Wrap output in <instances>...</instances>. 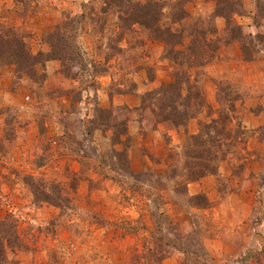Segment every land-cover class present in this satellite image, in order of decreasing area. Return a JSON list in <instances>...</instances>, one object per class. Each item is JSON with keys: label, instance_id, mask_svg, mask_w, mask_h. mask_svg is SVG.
Returning <instances> with one entry per match:
<instances>
[{"label": "rangeland", "instance_id": "374dc122", "mask_svg": "<svg viewBox=\"0 0 264 264\" xmlns=\"http://www.w3.org/2000/svg\"><path fill=\"white\" fill-rule=\"evenodd\" d=\"M104 3L0 0V221L9 216L19 237L18 247L2 242L0 264H264V0H227L237 12L227 21L241 27L253 53L248 62L242 60L241 41H228L226 20L212 15V0L185 5L191 18L217 28L218 50L226 52L217 57V50L210 63L223 58L227 72L212 81L214 69L208 65L192 73L204 104L195 105L185 127L163 122V115L153 117L152 100L146 97L173 80L174 64L165 58L163 45L136 27L122 28L111 11L101 13ZM82 12L76 41L84 58L97 65L94 83L91 68L84 72L74 66L79 82L62 72L58 60L44 61L48 34ZM13 32L38 58L29 73L10 62ZM238 50L240 61L230 62ZM181 93L187 94L185 86ZM95 103L113 109L118 120L111 119V125L126 122L124 146L112 145V130L90 126L94 131L86 136L81 121L91 117ZM165 105L159 103L163 114L169 111ZM224 116L235 118L230 138L238 124L246 130L249 155L237 161L229 154L217 163L215 174L189 183L187 197L181 196L175 190L183 181L167 176L187 161L188 136L201 123ZM255 117L262 124L251 128ZM112 148L124 149L128 157L120 183L92 173L102 169L111 177L121 175L109 157L105 164L91 157ZM238 153L244 155L239 148ZM76 154H87L83 167ZM221 168L228 176L218 174ZM126 171L143 175L138 181ZM28 177L58 184L69 201L62 208L34 203ZM205 177L214 180L213 190H194ZM153 212L165 215L171 227L156 232Z\"/></svg>", "mask_w": 264, "mask_h": 264}, {"label": "trees", "instance_id": "16d2710c", "mask_svg": "<svg viewBox=\"0 0 264 264\" xmlns=\"http://www.w3.org/2000/svg\"><path fill=\"white\" fill-rule=\"evenodd\" d=\"M195 0H144L143 2H135L134 0H106L102 7L101 13H109L115 19L121 21V27L128 31L135 27L142 33L145 32L150 35L151 40L161 43L164 47L165 58L174 64L173 80L169 83L161 84V86L154 92L146 93L147 99H151L150 106L152 107V116L158 117L163 115V122H170L173 126H183L194 117L193 111L195 105H203V100L200 98V93L197 90L196 78H193L192 73L196 69H202L208 65L219 48V40L217 39L218 31L213 25H209L205 20L191 18L186 12L185 5ZM215 3L213 11L214 17H222L226 20L225 32L228 34V41L240 40L243 46L242 60L245 62L251 61V49L244 44L246 35L240 26L228 22V14L237 13L234 8H230L227 0H212ZM232 2V0H228ZM241 7V6H240ZM85 13L82 12L78 17L70 18L62 21L56 25L48 34L47 44L49 53L46 55L44 61L58 60L62 67V72L72 79L80 82L81 75L78 72H72L74 66L78 67L80 71H86L91 68L90 73L93 83L97 73V65L87 61L84 58V52L78 45L76 38L77 32L75 25L84 19ZM212 18V16H211ZM13 36L9 42L14 52L11 63L16 65L17 69L25 70L27 73L33 70L37 64L38 58L33 56L25 50V42L22 37ZM248 35V34H247ZM250 36V35H249ZM220 37V36H219ZM10 40V39H9ZM239 41V42H240ZM42 53H38V57ZM85 62V63H84ZM182 86L186 87V95L181 93ZM179 90V91H178ZM155 95L157 97L155 98ZM145 102V100H143ZM142 101V103H143ZM159 103H166L164 110L169 109L167 114H163ZM95 108L91 113V117L83 119V128L86 136L92 135L94 130H112L115 139L112 145H123L127 138L126 122H118L111 125V119L116 121L117 116H113V109H106L95 103ZM194 106V107H193ZM147 107V105H146ZM135 110H139L135 109ZM154 111H159L155 113ZM234 117L224 116L217 119H210V121L203 122L199 125V131L196 134L188 136V142L184 148V156L187 159L183 167L179 170L172 169L171 174L167 179L177 177L183 181V186L178 187L175 192L181 193V196H186V186L194 181L201 179L208 174H215L217 163L233 156L239 160H245L249 155L244 146V137L246 130L238 124L235 129L233 138H230L231 122ZM219 121V122H218ZM217 123L220 127H217ZM90 126H93L92 130ZM115 126V128H113ZM90 127V128H89ZM112 128V129H111ZM190 141V142H189ZM236 145V150L231 152L221 151L215 149L233 147ZM243 152L237 154V149ZM109 155V156H108ZM245 156V157H244ZM76 161L83 167L84 160L88 157L87 154H76ZM97 162L102 164L107 163L106 158H110V162H117L116 168L120 172V168L128 165V157L124 149L116 150L112 148L104 153H93L92 156ZM114 167V164H110ZM83 171V170H82ZM116 171V169H115ZM114 171V172H115ZM179 171V172H178ZM118 173V171H116ZM98 177L109 179L120 183L123 175L119 177L110 176L102 169L93 171ZM126 174L134 180L140 181L139 175L131 171H126ZM150 175L146 174V177ZM148 177V178H149ZM147 178V179H148ZM27 178V184L30 187V192L34 203H46L62 208L69 200L63 195L62 188L58 184L50 182H42V180ZM76 181V180H75ZM201 195H197L199 198ZM156 232L160 231L161 226L165 225L171 227V221L166 218L161 212H153ZM9 216L0 221V262L4 261L2 242L9 246L10 243L19 246V237L15 231V227L8 221ZM10 232L6 237L5 234ZM165 254V251H163Z\"/></svg>", "mask_w": 264, "mask_h": 264}, {"label": "crops", "instance_id": "0c3cea01", "mask_svg": "<svg viewBox=\"0 0 264 264\" xmlns=\"http://www.w3.org/2000/svg\"><path fill=\"white\" fill-rule=\"evenodd\" d=\"M247 27V26H246ZM248 28V27H247ZM225 49L223 48V50L221 51V49L218 50V55H221L222 57H224V53H225ZM239 55H240V52L239 50L235 52V54L233 55V57L229 60L230 62H239ZM217 57L215 58V61L208 64V68L210 69H214L211 71L210 73V80H217L219 79L220 77L222 76H225L227 74L226 72V68H225V65L223 63V58L219 60V58L217 59ZM226 61V60H224ZM217 68V69H215ZM213 96H214V91H213ZM262 99V98H261ZM259 100V99H258ZM137 105V104H136ZM134 104V106H136ZM245 117V116H244ZM253 123L251 125L250 123V127L251 128H256L258 126H260L262 124V121H258L257 117H255L253 119ZM252 122V121H250ZM244 124V123H243ZM192 130V131H191ZM197 132V128L195 126V123L190 122V133H196ZM222 173V174H221ZM218 174H221L222 176H228V173H226L222 168L218 171ZM214 188V180L211 179V178H203L201 181H199L198 183L195 184V187H194V190H197V191H203L205 192L207 189H212L213 190ZM229 199H233L231 197H229ZM219 215V214H218Z\"/></svg>", "mask_w": 264, "mask_h": 264}]
</instances>
